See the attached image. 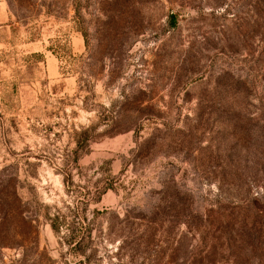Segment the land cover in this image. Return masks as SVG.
<instances>
[{"label": "rangeland", "instance_id": "1", "mask_svg": "<svg viewBox=\"0 0 264 264\" xmlns=\"http://www.w3.org/2000/svg\"><path fill=\"white\" fill-rule=\"evenodd\" d=\"M11 180L0 264H264V0H0Z\"/></svg>", "mask_w": 264, "mask_h": 264}, {"label": "trees", "instance_id": "2", "mask_svg": "<svg viewBox=\"0 0 264 264\" xmlns=\"http://www.w3.org/2000/svg\"><path fill=\"white\" fill-rule=\"evenodd\" d=\"M3 191L5 195L2 196ZM253 209H256L258 212L256 215L261 217L264 213V204L258 205L254 202ZM51 226L53 230H56L54 224H51ZM247 226L245 225L244 227L245 231L248 229ZM2 233H5L6 237L11 239L18 236L27 237L36 233L35 225L27 216L26 207L18 196L17 185L12 180L11 182L6 181L4 184H0V234L2 235ZM238 248L239 250L236 254L238 256L243 255L241 245H238ZM241 262L239 264H243Z\"/></svg>", "mask_w": 264, "mask_h": 264}]
</instances>
